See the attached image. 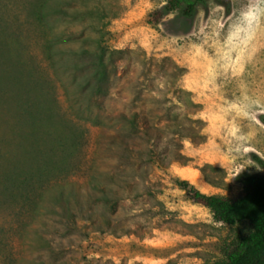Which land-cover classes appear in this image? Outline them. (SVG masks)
Listing matches in <instances>:
<instances>
[{"label": "rangeland", "instance_id": "rangeland-1", "mask_svg": "<svg viewBox=\"0 0 264 264\" xmlns=\"http://www.w3.org/2000/svg\"><path fill=\"white\" fill-rule=\"evenodd\" d=\"M24 3L0 0V264L223 261L247 225L215 222L179 182L234 198L242 191L240 177L264 178V0H204L191 17L182 9L165 12L167 0H77L67 15L49 21L50 52ZM98 58L100 78L92 71ZM176 88L188 94L175 96ZM180 99L198 106L192 119L202 123L193 130L203 142L183 140L182 163L143 182L154 196L134 204L103 175L115 172L111 133L129 130L117 114L136 103ZM58 137L63 146L50 144ZM62 149L69 152L65 162ZM38 157L51 158L53 171L26 191L6 189L4 176L11 170L35 174ZM90 181L104 191L101 197H114L116 228L95 234L76 252L53 194L62 188L72 200L71 190L84 194ZM96 204L106 211L110 206Z\"/></svg>", "mask_w": 264, "mask_h": 264}, {"label": "trees", "instance_id": "trees-1", "mask_svg": "<svg viewBox=\"0 0 264 264\" xmlns=\"http://www.w3.org/2000/svg\"><path fill=\"white\" fill-rule=\"evenodd\" d=\"M77 0H25L28 15L42 28L45 37L44 46L48 52L51 51V33L49 21L54 17H64L67 15L68 7ZM204 0H167L165 12L171 13L182 9V14L191 17L196 6ZM160 13H155L153 21H158ZM103 62L98 58L93 65V75L97 78L104 76ZM188 94L184 90L176 88L175 96ZM103 110V106H98ZM155 111L158 116H153L151 111ZM198 106L191 100L180 99L178 103L167 102L156 106H145L136 103L129 113H119L117 118L123 124H129V130L121 126L111 133L112 149L110 159L114 163L115 172H105L103 175L108 179L111 187L120 189L121 192L131 198L136 204L138 199L152 197L151 187H147L146 182L156 171H166L175 163H182L180 147L183 140H188L195 144L203 142V136L198 130H193L194 125H199L197 118ZM31 118L32 113H28ZM30 118V119H31ZM131 118V119H128ZM166 118L159 123L156 119ZM264 124V117H262ZM169 132L166 136L162 132ZM30 138L35 137V133L29 134ZM57 143L63 146L62 138L52 139L50 144ZM62 161L69 159V152L62 149ZM37 155H35V159ZM256 160L262 164L261 160ZM62 162V163H64ZM41 163V165H40ZM56 163L51 158L38 157V166L41 168L35 174L32 170L24 172H14L11 170L4 176V182L12 191H21L30 186L31 182L39 181L44 172L53 171ZM95 169V173L100 174L95 163L90 166ZM17 170V169H14ZM242 185L240 195L234 198L205 195L189 186L185 182L179 185L187 190L188 197L194 203L207 208L212 214L213 220L217 223L234 226L246 224L248 231L240 236L233 244L224 251L225 259L210 264H264V178L258 176H244L239 179ZM143 184L142 194L140 184ZM84 194L70 189V197L65 194L62 188L55 189L53 194L54 202L64 220L66 228V240L68 245L80 252L83 243H91L95 234H103L105 231H115L116 219L114 208L116 202H112L114 197L111 193L101 197L98 193V184L90 181L87 183ZM101 192H104L101 190ZM100 192V193H101ZM110 203L108 211L98 206V202ZM141 212L143 208L136 209ZM103 219V223L99 220ZM72 234L76 235L72 238ZM50 243V242H49ZM64 243V242H62ZM51 250L54 249L53 242L50 243ZM85 249H83L84 251ZM81 256V254H80ZM81 259L86 260L82 254ZM64 264V263H63Z\"/></svg>", "mask_w": 264, "mask_h": 264}]
</instances>
